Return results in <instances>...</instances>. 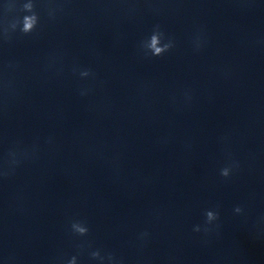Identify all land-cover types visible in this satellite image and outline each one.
I'll use <instances>...</instances> for the list:
<instances>
[{
  "label": "clouds",
  "instance_id": "obj_1",
  "mask_svg": "<svg viewBox=\"0 0 264 264\" xmlns=\"http://www.w3.org/2000/svg\"><path fill=\"white\" fill-rule=\"evenodd\" d=\"M38 0H4L2 8L6 16L11 14V19L7 20L6 24L0 29V42L9 43L17 35L31 36L38 32L41 27V15L37 10ZM45 11L49 20H55L58 13L64 12V5L62 3H56L53 6L52 0H46ZM199 37L196 38V47L199 49ZM174 47L173 40L168 37L159 25L154 26L151 33L145 37L140 44V50L145 57L149 54L153 57L163 56L166 52L170 51ZM10 67L12 65H9ZM73 74H77L79 78H95V73L90 68H83L79 65H73ZM89 90L81 89L80 95H87ZM190 99V97H189ZM51 142V138H49ZM37 149L34 147L31 152L13 148L10 149L7 154L6 166L3 170H0V176L8 177L12 175L16 168L25 159L32 158ZM239 168L238 161L232 160L229 157L228 162L220 169V175L228 179L233 172ZM233 212L236 215H243L244 208L241 205H237L233 208ZM220 212L217 208L206 209L204 212L203 224H197L193 226V231L197 233H203L205 236H209L213 233L219 235ZM70 232L76 237H86L89 234V228L87 223L82 220H73L70 223ZM150 233L147 231L141 232L138 235V239L141 242H146ZM87 245L86 241H82L77 245L81 250H84ZM92 260L98 262V264H123V260L117 258L114 253L101 254L100 250H93L89 253ZM66 264H77V256H72L66 261Z\"/></svg>",
  "mask_w": 264,
  "mask_h": 264
}]
</instances>
